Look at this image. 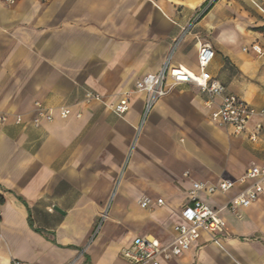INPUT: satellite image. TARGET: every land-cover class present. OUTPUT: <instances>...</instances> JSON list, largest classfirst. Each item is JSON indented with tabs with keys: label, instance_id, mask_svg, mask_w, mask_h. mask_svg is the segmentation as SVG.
<instances>
[{
	"label": "crops",
	"instance_id": "0c3cea01",
	"mask_svg": "<svg viewBox=\"0 0 264 264\" xmlns=\"http://www.w3.org/2000/svg\"><path fill=\"white\" fill-rule=\"evenodd\" d=\"M263 41L264 0H0V264H129L121 251L136 237L169 242L193 182L236 181L264 163L262 118L233 135L210 119L221 95L193 84L161 98L139 132L143 95L123 116L110 108L168 55L199 73L207 44L222 95L258 112L264 60L242 48ZM86 91L102 101L85 103ZM35 103L53 121L34 125ZM247 186L198 198L218 208ZM145 197L163 205L141 208ZM222 217V249L204 234L159 263L264 264V193Z\"/></svg>",
	"mask_w": 264,
	"mask_h": 264
},
{
	"label": "built area",
	"instance_id": "2783aa9c",
	"mask_svg": "<svg viewBox=\"0 0 264 264\" xmlns=\"http://www.w3.org/2000/svg\"><path fill=\"white\" fill-rule=\"evenodd\" d=\"M5 4H13L15 0H1ZM243 52H252L264 60V41L254 42L248 47L242 48ZM214 58V50L210 45H201L197 63L199 73H193L183 67L171 64V56L168 55L156 73H149L137 80L133 87L118 95L116 103L110 105L111 111L117 116H123L130 108V100L135 94L145 97L144 107L141 114L137 132L147 120L156 103L165 97L174 87L180 84H193L201 92L209 93L212 96L221 95L219 105L211 112V121L219 126L228 128L233 135H240L245 132L249 121L259 115L264 122V107L258 112L255 111L242 99L232 94H223V87L214 80L207 68ZM102 101V97L93 91H86L84 102ZM71 114L69 108H61L59 116L64 119ZM80 116V113L76 114ZM54 115L51 109L45 108L41 103H35L32 123L39 125L43 120L53 121ZM9 116L0 113V123H6ZM20 116L14 117L16 124L21 123ZM262 125H258L259 131ZM255 140L256 133L250 136ZM248 182V186L230 198L223 206L212 208L204 204L199 198V192L214 194L216 192L226 193L233 189L236 183ZM264 193V163L251 165L245 173L236 181L222 179L215 184L206 182H193L188 191L189 204L180 211V222L172 226V236L169 242L162 243L156 239L136 237L130 247L121 251V256L129 264H160L159 259L169 260L188 252L205 234L208 242L215 244L222 249L221 238L225 233L226 223L222 217V209L235 211L238 208L250 206L260 195ZM153 202L157 206L163 205L162 199L152 201L150 198H143L139 201L141 208H149ZM102 215V219L104 218Z\"/></svg>",
	"mask_w": 264,
	"mask_h": 264
}]
</instances>
